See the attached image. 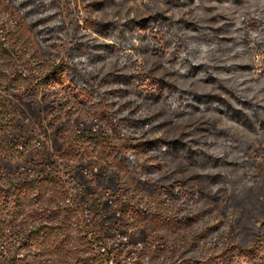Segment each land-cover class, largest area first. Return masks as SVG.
<instances>
[{"label":"rangeland","instance_id":"obj_1","mask_svg":"<svg viewBox=\"0 0 264 264\" xmlns=\"http://www.w3.org/2000/svg\"><path fill=\"white\" fill-rule=\"evenodd\" d=\"M42 1L28 5V0H0V38L14 34L32 50V62L70 64L79 81L75 90L59 91L35 76L34 63L0 66L4 72L0 100L6 109L0 118V173L21 181L33 175L54 178L38 201L2 212L3 230L31 231L46 222L48 208L60 203L69 221L107 239L115 260L142 256L157 264H173L191 237L210 226L249 247L252 231L264 221V127L256 122L253 132L224 121L183 93L225 97L217 85L200 80L191 65L241 63L249 69L234 73L237 80L247 75L252 80L246 87L250 92L244 93L264 103V46L256 43L253 35L259 33L248 25L250 17L264 8V0H245L244 5L206 3L211 12L178 0H93L91 13L82 5L87 0ZM217 13L237 19L241 28L232 31L227 19L215 18ZM180 19L198 24V30L226 28L222 33L235 42L220 41L212 32V43L189 44L196 50H187L183 41L200 42L201 32L177 24ZM259 36L264 38V33ZM66 77H62L65 83ZM144 92L158 97L151 101ZM186 102L199 108L190 109ZM128 112L148 118L147 122L138 127L128 124L124 119ZM210 126L229 129L233 140L198 129ZM132 137H179L184 144L197 140L200 145L191 144L195 152H219L230 163L198 168L177 158L172 169L195 177L192 184L208 196L199 191L160 192L137 183L128 169L117 166L118 153L107 147L118 148ZM73 145L74 152L61 153ZM76 252L62 247L54 257L66 261ZM254 261L264 264V254Z\"/></svg>","mask_w":264,"mask_h":264},{"label":"trees","instance_id":"obj_2","mask_svg":"<svg viewBox=\"0 0 264 264\" xmlns=\"http://www.w3.org/2000/svg\"><path fill=\"white\" fill-rule=\"evenodd\" d=\"M23 1L26 3V0ZM28 1H30L28 5H42L43 2L42 0ZM178 1H182L186 5L195 4L197 7H202V11L205 12H211L210 8L205 6L206 3L210 2L218 4L230 3L232 5H244L246 3L245 0ZM93 4H95L93 0L82 2L84 11L91 13ZM31 7L29 8L31 9ZM260 9L262 10L254 13L248 22V25L254 26V29L259 34L264 33V8ZM219 17L227 19L226 22L229 23L227 26L232 31L235 32L241 28V25L236 22L237 19L233 21L230 16L217 13L215 18L218 19ZM182 20L180 19L177 24L180 23L188 27V29L201 32L200 42L193 43L192 39L183 41V45L186 46L185 49L187 50H196V48L190 47L189 44L203 47L205 44L212 43V34H210L212 32H217L216 35L218 39L220 38V41H228L231 44L235 42L233 38H228L222 33L223 29L226 28L214 30L213 27H207V29L198 30L196 29L198 24ZM149 26L151 25L149 24ZM170 26L172 32L176 30L172 23H169ZM176 27L179 30V26ZM259 34L253 35L254 39L259 46H264V38L259 36ZM216 47H214V51L218 50V47ZM140 50L141 52L147 51L148 48ZM33 58L32 50L15 38L14 34L9 33L0 38V66L8 63L14 64L15 61L34 63L35 66L32 67H34L35 76L46 87L55 86L59 91H63L65 88L75 90L74 84L79 79L72 74L70 64H54L49 63L45 59H41L39 62H32ZM191 68L194 69L192 71L196 72L200 80L210 81L221 88L226 98L223 95L203 94L197 91L183 93L184 95H191L190 99L195 101V103L201 104L200 106L203 107V110L208 108L217 112L223 117L224 121L245 126L253 132H255L256 122L261 127H264V103L258 102L254 97H248L244 93V91L250 92L251 90L246 88L251 84V77L247 75V77L237 80L234 74L244 70L248 71L249 67L247 65L241 63L226 64L221 61L203 64L194 62ZM65 74L68 76L66 77ZM0 75H4V72H0ZM63 76L66 77V83L62 80ZM144 93L145 95L143 96L150 97L151 101H155L158 97L157 94ZM181 99H183L182 96L176 98L175 103L180 102ZM232 101L236 104L232 103ZM183 104L193 110L199 108L198 105L192 102ZM4 111H6L5 106L0 100V118ZM134 115L133 112L124 114V119L128 124L138 127L147 122L148 118ZM198 129L208 131V134H212L211 136H215L217 139L222 137L226 141L233 140V133L227 128L210 126L209 129ZM191 144L200 145L197 140L184 144L179 137H159L154 140H141L132 137L125 138L118 148L113 149L112 145H107V147L110 146L114 154L118 153L119 163H117V166L128 169L137 183L158 189L160 192L191 195L199 191L208 196L207 192L202 188L195 187L192 184L195 177L181 176L183 174L173 170V162L179 158L189 165H197L196 167L198 168L229 164L230 162L226 160V156L220 155L219 152L209 155L203 152H195ZM218 144L223 147L222 143ZM204 146H210V144H205ZM66 150L68 151V148ZM75 150L76 147L73 145L72 150L64 152L62 149L61 153L68 155ZM108 153H110L109 150ZM199 155L202 156L201 160L196 158ZM199 177L207 178L206 176ZM53 181V176L47 174L33 175L28 180L21 181L8 172H1L0 217L7 208H19L26 201H38L41 199ZM124 205L120 206L121 211L125 210L123 208ZM61 207L59 203L54 207L48 208L49 217L46 222L41 223L31 231L7 234L1 227L0 220V264H157L142 256L115 260L112 250L107 247V239L101 233L91 231L87 226H82L77 221H69L66 210H61ZM252 232L253 239L250 240L249 247L243 248L239 246V243L231 241L227 234L221 233L216 226L205 227L191 237L190 243L182 250V256L173 264H255V257L260 253L264 254V221H261L259 226ZM67 246L78 252L74 254L73 260L60 261L57 257H54L59 249Z\"/></svg>","mask_w":264,"mask_h":264}]
</instances>
